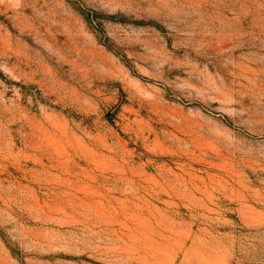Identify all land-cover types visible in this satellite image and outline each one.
Here are the masks:
<instances>
[{"label": "rangeland", "instance_id": "1", "mask_svg": "<svg viewBox=\"0 0 264 264\" xmlns=\"http://www.w3.org/2000/svg\"><path fill=\"white\" fill-rule=\"evenodd\" d=\"M0 264H264V0H0Z\"/></svg>", "mask_w": 264, "mask_h": 264}]
</instances>
